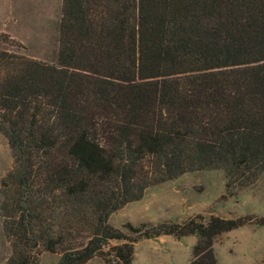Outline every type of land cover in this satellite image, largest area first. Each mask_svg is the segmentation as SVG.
Returning <instances> with one entry per match:
<instances>
[{
  "label": "trees",
  "instance_id": "1",
  "mask_svg": "<svg viewBox=\"0 0 264 264\" xmlns=\"http://www.w3.org/2000/svg\"><path fill=\"white\" fill-rule=\"evenodd\" d=\"M59 31L56 63L0 46L4 264H132L163 234L197 235L188 264H219L217 238L264 216L128 222L133 234L109 219L189 171L223 169L228 191L256 182L264 0H63Z\"/></svg>",
  "mask_w": 264,
  "mask_h": 264
},
{
  "label": "rangeland",
  "instance_id": "2",
  "mask_svg": "<svg viewBox=\"0 0 264 264\" xmlns=\"http://www.w3.org/2000/svg\"><path fill=\"white\" fill-rule=\"evenodd\" d=\"M63 0H0V46L31 58L56 63L59 51ZM9 36V37H7ZM8 38V39H7ZM14 164V153L7 137L0 131V204L1 182ZM223 169L189 171L148 187L141 199L128 203L110 216V223L133 234L128 222H183L198 214L222 217L264 216V170L256 182L228 191ZM167 241L142 238L136 243L132 264H188L197 235ZM121 243L111 240L110 244ZM219 264H264V225L249 223L221 234L215 242ZM11 255V246L0 214V264ZM59 252H44L41 264H58ZM86 264H106L94 257Z\"/></svg>",
  "mask_w": 264,
  "mask_h": 264
},
{
  "label": "crops",
  "instance_id": "3",
  "mask_svg": "<svg viewBox=\"0 0 264 264\" xmlns=\"http://www.w3.org/2000/svg\"><path fill=\"white\" fill-rule=\"evenodd\" d=\"M169 235H167V234H163V235H160V236H158V237H156V238H145V239H155V240H158V241H160V242H162V241H165V239H166V241H167V237H168ZM189 236V235H188ZM187 236H184V237H182V238H186ZM139 242V241H138Z\"/></svg>",
  "mask_w": 264,
  "mask_h": 264
}]
</instances>
